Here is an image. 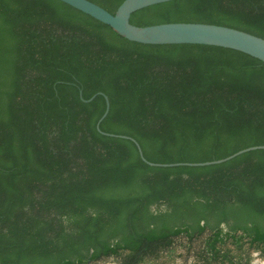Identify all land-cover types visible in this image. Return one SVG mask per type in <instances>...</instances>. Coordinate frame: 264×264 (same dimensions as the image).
Here are the masks:
<instances>
[{
    "label": "trees",
    "instance_id": "obj_1",
    "mask_svg": "<svg viewBox=\"0 0 264 264\" xmlns=\"http://www.w3.org/2000/svg\"><path fill=\"white\" fill-rule=\"evenodd\" d=\"M92 1L115 13L124 0ZM178 21L264 37V0H171L131 15ZM0 71V264L264 260V149L157 166L103 133L135 138L157 163L264 145L263 61L131 41L62 0H0Z\"/></svg>",
    "mask_w": 264,
    "mask_h": 264
},
{
    "label": "water",
    "instance_id": "obj_2",
    "mask_svg": "<svg viewBox=\"0 0 264 264\" xmlns=\"http://www.w3.org/2000/svg\"><path fill=\"white\" fill-rule=\"evenodd\" d=\"M76 9L91 15L99 21L111 26L121 36L135 42L144 44H203L234 49L246 53L264 62V37L232 26L220 25L206 22H167L146 26L136 25L131 22V15L142 8L168 2L171 0H124L115 13L92 0H62ZM99 94V93H98ZM100 94H104L100 92ZM97 94L90 99H85L81 91V97L86 101H92ZM106 97V110L98 121L97 127L101 130V122L110 111V99ZM103 132V131H102ZM106 135L129 138L138 145L139 152L147 163L157 166L193 165L202 166L218 164L234 157L257 149H264V145H254L235 152L225 158L205 162H179V163H157L148 160L143 153L139 142L127 135L103 132Z\"/></svg>",
    "mask_w": 264,
    "mask_h": 264
},
{
    "label": "rangeland",
    "instance_id": "obj_3",
    "mask_svg": "<svg viewBox=\"0 0 264 264\" xmlns=\"http://www.w3.org/2000/svg\"><path fill=\"white\" fill-rule=\"evenodd\" d=\"M8 75V71H0V88H3L6 85V82L9 77ZM255 264H264V260L256 261Z\"/></svg>",
    "mask_w": 264,
    "mask_h": 264
}]
</instances>
